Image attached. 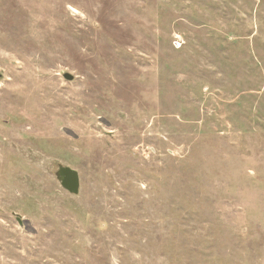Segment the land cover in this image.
I'll return each mask as SVG.
<instances>
[{"label": "rangeland", "instance_id": "obj_1", "mask_svg": "<svg viewBox=\"0 0 264 264\" xmlns=\"http://www.w3.org/2000/svg\"><path fill=\"white\" fill-rule=\"evenodd\" d=\"M0 264H264V0H0Z\"/></svg>", "mask_w": 264, "mask_h": 264}, {"label": "water", "instance_id": "obj_2", "mask_svg": "<svg viewBox=\"0 0 264 264\" xmlns=\"http://www.w3.org/2000/svg\"><path fill=\"white\" fill-rule=\"evenodd\" d=\"M58 179L67 191L74 195L79 193V179L76 171L67 167H61L58 171Z\"/></svg>", "mask_w": 264, "mask_h": 264}]
</instances>
